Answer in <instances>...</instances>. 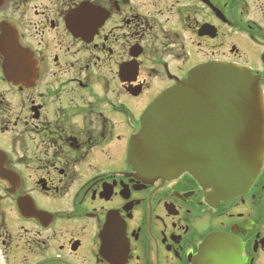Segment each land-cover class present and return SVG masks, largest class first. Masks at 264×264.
<instances>
[{
	"label": "flooded vegetation",
	"instance_id": "flooded-vegetation-1",
	"mask_svg": "<svg viewBox=\"0 0 264 264\" xmlns=\"http://www.w3.org/2000/svg\"><path fill=\"white\" fill-rule=\"evenodd\" d=\"M210 62L264 98V0H0V264H264V163L218 203L127 160L145 108Z\"/></svg>",
	"mask_w": 264,
	"mask_h": 264
},
{
	"label": "water",
	"instance_id": "water-1",
	"mask_svg": "<svg viewBox=\"0 0 264 264\" xmlns=\"http://www.w3.org/2000/svg\"><path fill=\"white\" fill-rule=\"evenodd\" d=\"M263 155L258 80L245 69L210 63L192 69L147 107L128 159L143 178L188 174L220 201L248 191Z\"/></svg>",
	"mask_w": 264,
	"mask_h": 264
},
{
	"label": "rangeland",
	"instance_id": "rangeland-1",
	"mask_svg": "<svg viewBox=\"0 0 264 264\" xmlns=\"http://www.w3.org/2000/svg\"><path fill=\"white\" fill-rule=\"evenodd\" d=\"M141 99L142 97H140L139 99H132V98L126 97L125 103L135 117H137V114H139V112H137V110L135 109V103L138 102V105H139L141 102ZM37 205L40 206V203H37ZM44 208L48 211L53 212L55 210H58L61 207L58 205L57 202H49L45 204Z\"/></svg>",
	"mask_w": 264,
	"mask_h": 264
}]
</instances>
